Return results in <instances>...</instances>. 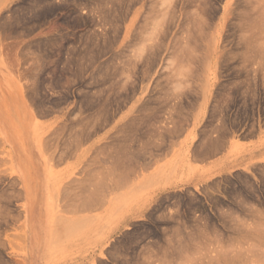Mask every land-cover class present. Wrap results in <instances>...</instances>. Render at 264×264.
I'll return each instance as SVG.
<instances>
[{
    "label": "rangeland",
    "instance_id": "rangeland-1",
    "mask_svg": "<svg viewBox=\"0 0 264 264\" xmlns=\"http://www.w3.org/2000/svg\"><path fill=\"white\" fill-rule=\"evenodd\" d=\"M127 95L202 101L186 105L192 119L176 120L192 129V161L223 124L225 142L241 138L264 115V0H0V98L8 108L0 112V264H264V164L182 189L141 219L122 215L120 199L106 217L64 214L62 201L55 215L57 152L82 113L115 116ZM180 106L161 104L165 117ZM16 132L31 164L41 163L49 198L34 260L26 200L7 201L22 193L11 171ZM50 227L58 231L52 247Z\"/></svg>",
    "mask_w": 264,
    "mask_h": 264
},
{
    "label": "crops",
    "instance_id": "crops-1",
    "mask_svg": "<svg viewBox=\"0 0 264 264\" xmlns=\"http://www.w3.org/2000/svg\"><path fill=\"white\" fill-rule=\"evenodd\" d=\"M136 66H138V65H136ZM134 67L135 66H133L132 69H134ZM139 67H140L139 70H141L143 73H146L149 71L148 66L146 67L144 65L142 67L141 66H139ZM126 70H129L128 67ZM143 76L144 75H142V77ZM126 98H127V100L130 99L129 101H126V103H127L126 108L120 110L119 112H116L115 116H113V113L109 112V111L84 112V113H82L83 116L81 117V120H83V122H82V124L80 123L81 126H78L77 128L73 127L71 129V131H72L71 136H73L74 133L75 134L78 133V135H81L83 133L82 132L83 130L89 131L92 126H94L95 128L97 127V128L96 129L94 127L91 128L94 130H90V131H92V133H89L90 132L89 131L88 135L86 132V135L84 133L80 137L78 136V138H82V136L85 135L86 137L83 136L85 139L88 137L86 140L84 138H83L84 140L83 139H80V140L77 139V140H79L78 143L80 145L77 144L76 139L75 140L73 139V137L75 136L74 135L71 138V140L69 141L71 143H68V145L71 147V149H70V147L68 146L70 151H68V147H67V145H65V146H62L63 148H62L61 152H60V150L57 152L56 161L62 162L63 165L61 167L57 168V170H55L56 176H55L54 181H53V184L55 185L54 196H55V203H56V213H55L56 216L58 214L59 207H60V204L62 201V203H63L62 206H63L64 210L67 208L65 210L64 214L70 213L72 215H79V216H84V217L88 216V214H89L90 216L93 215V216L106 217V216L111 215L113 199H120L124 202V210L125 211H123L121 213L122 215L128 216V217H133L136 219H141L143 217L151 216V215H154L156 213L159 214V211H156V210H158L161 205H164L163 203L166 200H168L170 198V196H172L176 192L181 191L182 189L191 187L192 185L204 184V183L208 182L209 179L218 178V177L223 176V175L230 173V172H237L240 170H246L249 168H254L257 165L264 164V115L262 118H259L257 116L255 121L249 125L247 132H245L246 134H243L241 138H236V137L235 138L234 137L229 138V137H227L228 139L226 140V142H225V136H224L225 131H224V124H223L222 125V128H223L222 134L218 135L217 138L219 136L221 139L223 138L224 143L221 142V140L220 141L218 140V143L216 142L217 144L214 145L215 148H217V149L219 148V150L221 147L222 151L220 152L219 150H217V149L215 150L214 148H212L214 150V152L217 151L218 153L215 152L216 154L215 153L211 154V156L208 157L209 151L207 150L208 147L206 146V149H204L203 151L202 150L199 151L200 155L201 154L203 155V156L201 155V157L197 155L196 151H194V156L197 155L198 157L195 161H192L193 160L192 159L193 158V156H192V141H191L192 129L190 128V126L188 127L185 124H183V125H181L180 123L177 124L176 120H186V119L190 120V119H192V116L190 115L191 112L187 111L186 105H191V103H202V101L200 99L198 100V98H195L193 100L191 95L182 97L180 101H175V97L171 98V97H160V96H146V97L127 96ZM122 103H124V102H122ZM147 103L149 104V106ZM176 103H178L179 105L183 104V106L179 107V111H175V108H174L173 112L169 111L167 113V117H165V115H166V112L164 111L165 107H161V104H176ZM145 104H147L146 106H148V107H146ZM133 106L135 107V109ZM157 108H158V110H154ZM156 111H157V113L154 114V112H156ZM175 112H177V113H175ZM107 113H108V116H107ZM95 114L97 116H95ZM101 115L102 116L105 115L104 118H106V119L108 118V119L106 121H104L105 119ZM145 116H147V117H145ZM148 117H149V120L151 119L152 121H150L151 126L147 128V126L150 124V123H146V122H149V120L147 119ZM85 119H87V120H85ZM113 119L115 120L114 122L111 121ZM166 119L168 120V122L164 123L163 121ZM89 120H91V121H89ZM132 121L135 122V124ZM93 123L95 125H93ZM125 123H128V125H130L132 123L133 124L128 126ZM96 124L97 125L99 124V125L96 126ZM86 125L89 126L88 127L89 130H87L88 128L86 129ZM137 125H139V126H137ZM144 125H146V129H145V127H143ZM120 126H122V127H120ZM123 126H128L130 128L134 127V128H131V130H129L128 127H125V128H127V131H128V134L126 133V135H127L126 136V135H124L125 133L123 132V131H126V129ZM157 127H159V129ZM174 127H176V128H174ZM80 128H82L81 129L82 131H80ZM143 128L146 130V132ZM252 128H254V130H255L253 135L251 134ZM75 129H76V131L79 130L80 132L78 131L76 133ZM133 129L136 130V131L134 130L135 133L137 132L136 134H138V132H139V134L134 135V133H133L132 135H134V136H128L130 131L133 132L132 131ZM141 129L144 130V133L141 131ZM172 129L176 132L172 133V131H173ZM138 130H140V131H138ZM152 130L155 131V132H153L155 134L157 132L156 135L159 134L158 136H160L159 139L161 141L157 138L158 136H156V137L153 136V134L151 133ZM121 131L124 134H122ZM147 131H149V132H147ZM168 132H170V133H168ZM116 133L121 134L120 136H122V137L116 136L115 135ZM160 133H161V135H160ZM163 133H164V135H162ZM139 135L142 139L140 141V143H139V140H140ZM114 136H116L117 138ZM124 136H125V138H124ZM232 136H233V134H232ZM75 137L77 138V135ZM128 137L129 138L130 137H133V138L138 137L136 139H139V140L136 141V139H134V141L137 142V143H135L133 141V139H132V141H130V139ZM121 138H122V140H121ZM72 139L76 142L77 145L72 144L74 142ZM81 140H83V141H81ZM111 140L113 141L112 142L113 149H111V147H110L111 146ZM119 140H121V141H119ZM80 141H81V143H80ZM116 141H119V143H118L119 147L117 146L118 144L116 143ZM122 141H123V145L121 143ZM159 141L160 142L163 141L162 144ZM129 142H131V143H129ZM158 143H160L161 145L156 147V144L159 145ZM70 144H72L73 146ZM114 144H115V146L118 147L116 150L117 152H114L115 148H116L114 146ZM140 144L141 145L143 144L145 147L141 146ZM148 144L152 145V147L155 144V146H154L155 148L149 147V149L152 148L154 150L149 151V149L147 147ZM105 145H108V146H105ZM216 145H217V147H216ZM103 146L106 148H104ZM124 146L125 147L127 146L126 148L130 149V150H131V146H132L134 150L133 149H132V151L129 150V152L132 155L134 154V156L136 158H138L139 161L143 155H146V157L143 156L144 159L142 158L143 162H144V160L147 161L146 159H147V156L150 154V152H151V154L153 153L154 156L157 153H159V156L157 154V156H155L156 158H154V156L152 157L151 155H149L148 159L150 158V156H151V158H154V161H153V159L151 160L153 162L151 167H149L151 164V162H149V161H147L148 164L143 163L141 165L142 160L139 162L137 159V163H136V161H135L136 158H133L134 156L131 157L129 152L127 151V149L124 148ZM222 146H224L223 149H222ZM44 147H45L44 142L42 140V152L44 153V156L47 160L46 162L48 164H50V162L48 160L49 150L47 149V146H46V148H44ZM99 147H100V150H98ZM108 149H110V151ZM119 149H120V151H119L120 154L118 153ZM122 149L124 152L122 151ZM212 149H211V151H212ZM65 150L68 153V155H66V157H64V156L67 153L66 152H65V154L63 153V151H65ZM111 150H113V151H111ZM205 150H207V151H205ZM60 153L64 154V155L62 156ZM117 153L119 154V156H122L120 158L128 156V158L127 157L123 158V162H125V163L127 160L129 161V159H130L129 156H130L132 159H130L131 162H129V163H132V164H129L127 162V164H129L127 166L123 163L124 167L122 168L123 164H119V165H121V166H119L117 163H115V164L112 163L113 158H112V161L109 160L110 161V163H109V161H107L108 154L109 155L111 154L110 156H114V157L118 158V156H116ZM125 153H128V154L124 155ZM160 153L163 155H161ZM59 154H60V156H62V158L59 156ZM106 154H107V158L104 157ZM160 155H161V157H160ZM59 157L62 160L59 159ZM110 159H111V157H110ZM133 159H135V160H133ZM105 161L108 162V167H107V165L105 167L108 170L104 169V165L106 163ZM133 163L134 164L136 163V166L133 165ZM87 164L89 167L90 166L91 167L89 168L87 166ZM100 164H102L103 166ZM109 164H111L110 165L111 167L109 166ZM93 165H95V166H93ZM116 165H118L120 168ZM132 165L134 167H137L136 169L138 171H140L142 169L141 175H139L140 172H137V170H135L134 167L131 168ZM112 167H118V168L112 169ZM91 169H93V170H91ZM110 169H112V170H110ZM119 169H120V171H119ZM130 169H132V170L134 169L133 171L136 172L135 174H136L137 178H134L135 174L133 176L132 171ZM103 170L105 171V174H104ZM114 170H116L117 172L122 173V174H124L123 172L127 170L129 172V174L127 171L124 175H121L119 173L117 174L114 172ZM129 170L131 171V173ZM109 171H113V173L117 174V175H114L113 173H111L113 175H111V174L110 175L112 177L114 176V178H110L111 176L108 174ZM86 173L89 174V177L86 176ZM92 174H94L96 176L98 181L95 178V176ZM106 174H107L108 179L105 176ZM128 175H129V177H128ZM131 175L133 178L131 177ZM82 176H84V177H82ZM104 176H105V179H107V180L102 179V178H104ZM82 178L85 179L83 182H82V180H83ZM89 178H90V180H88ZM130 178H132V179H130ZM113 179L116 182H113L114 181ZM148 179L150 181L152 180L150 184H149V182H147ZM74 181H75V183H74ZM129 181H130V183L126 184ZM68 182H70V183H68ZM76 182L79 185H76L77 184ZM118 182H120L121 184ZM89 183H91L92 185ZM123 183H125L126 185ZM98 184L100 186V187H98V189L102 188V189H99V191L97 189H95V188H97ZM114 184L116 186H114ZM129 184H131V185L129 186ZM145 184H147V186ZM73 185H75V186H73ZM93 185H95V188L93 187ZM127 185H128V187H127ZM135 185L136 186L140 185V186L136 187ZM79 186H80V188H79ZM70 187H75V189L72 188L73 189L72 191L74 193L71 191ZM104 187H106V188H104ZM120 187H122V188H120ZM84 188H85V190H83ZM86 188H87V191L90 192V194H89V192L86 191ZM90 188H93L94 190L90 189ZM109 188H111L112 190H110ZM66 189L68 192L66 191ZM113 189L114 190L120 189V191L117 194V190L114 191ZM82 190L85 191L84 192L85 194L83 193ZM103 190H104V192H103ZM108 190L111 192L113 191V192L109 193ZM78 191H81L82 194L81 193L79 194ZM106 192H107V195H109V196H105ZM66 193H68V194H66ZM69 193H71L72 195ZM76 194H77V198H75ZM88 196H90V197H88ZM87 197H88V199H87ZM74 200H75V202H74ZM99 202H100V204H99ZM74 203H76V205L78 207L77 209L79 212L77 211L76 205ZM89 203H91V204L89 205ZM85 204H86V206H85ZM78 205L79 206L83 205V206L79 207ZM91 205L94 206V207H92V209L94 208V210L91 209ZM97 205H99V206H97ZM70 207H71V209H70ZM81 207H83L84 209ZM87 207L90 209L88 210ZM73 208H74V210H73ZM86 208H87V210H85ZM81 209H82V211H81Z\"/></svg>",
    "mask_w": 264,
    "mask_h": 264
},
{
    "label": "bare ground",
    "instance_id": "bare-ground-1",
    "mask_svg": "<svg viewBox=\"0 0 264 264\" xmlns=\"http://www.w3.org/2000/svg\"><path fill=\"white\" fill-rule=\"evenodd\" d=\"M79 1H80V0H79ZM102 1H103V0H102ZM92 2H93V1H92ZM104 2H105V1H104ZM77 3H78V2H77ZM97 4H98V3H97ZM97 7H98V6H97ZM111 8H112V7H110V9H111ZM113 8H114V6H113ZM112 11H114V9H113ZM205 11H206V10H205ZM103 12H104V11H103ZM108 12H109V11H108ZM204 21H205V20H204ZM27 30H28V29H27ZM59 37H60V36H59ZM188 39H189V38H188ZM191 39H192V38H191ZM188 41H189V40H188ZM189 42H190V41H189ZM90 43H91V41H90ZM189 45H190V44H189ZM189 45H188V46H189ZM192 46H194V45H192ZM192 46H191V47H192ZM186 47H187V46H186ZM192 49H194V48H192ZM192 49H191L190 51H192ZM158 50H159V49H158ZM187 51H188V50H187ZM193 52H194V51H193ZM187 54H188V53H187ZM150 57H151V56H150ZM156 58H157V57H156ZM120 69H121V68H120ZM106 71H107V70H106ZM107 72H108V71H107ZM109 88H110V87H109ZM91 95H92V94H91ZM118 96H119V95H118ZM127 96H128V95H127ZM127 96H126V97H127ZM253 96H254V95H253ZM121 98H122V96H121ZM255 98H256V97H255ZM125 99H126V98H125ZM126 100H127V99H126ZM103 103H104V102H103ZM97 104H98V102H97ZM147 104H148V103H147ZM147 104H145V106H146ZM6 105H7V104H6V100L3 99V98L1 97V98H0V112H1V113H6V114L8 115V112H7V111H8V108H7ZM103 105H105V104H103ZM106 106H107V104H106ZM143 106H144V105H143ZM148 106H149V104H148ZM148 106H146V107H148ZM152 108H153V107H152ZM154 108H155V107H154ZM150 110H151V109H150ZM154 110H158V108H157V109H154ZM177 110H178V109H177ZM178 111H179V110H178ZM105 113H106V112H105ZM156 113H157V111L154 112V114H156ZM175 113H177V112H175ZM179 113H180V112H179ZM95 116H97V115L95 114ZM95 116H94V117H95ZM101 116H102V115H101ZM107 116H108V113H107ZM176 116H177V115H176ZM102 117L104 118L105 115L102 116ZM145 117H147V116H145ZM7 118H8V117H7ZM89 118H90V117H89ZM95 118H96V117H95ZM95 118H94V119H95ZM97 119H98V118H97ZM104 119H105L104 121H106L108 118H107V119L104 118ZM139 119H140V118H139ZM145 119H146V118H145ZM147 119L149 120V117H148ZM85 120H87V119H85ZM131 120H132V119H131ZM89 121H91V120H89ZM93 121H94V120H93ZM97 121H98V120H97ZM133 121H134V120H133ZM133 121H132V122H133ZM150 121H152V120L150 119L149 122H146V123H150ZM95 123H96V122H95ZM105 123H106V122H105ZM133 123L135 124V122H133ZM133 123H132V124H133ZM221 123H222V122H221ZM240 123H241V122H240ZM81 124H82V123H81ZM125 124L128 125V123H125ZM125 124H124V125H125ZM132 124H130V125H132ZM93 125H95V124L93 123ZM98 125H99V124H98ZM98 125L96 124V126H98ZM130 125H128V126H130ZM146 125H147V124H146ZM146 125L143 126V127H145V129H146ZM91 126H92V125H91ZM128 126H123V127L125 128V127H128ZM137 126H139V125H137ZM150 126H151V123L147 126V128L150 127ZM176 126H177V125H176ZM88 127H89V126L86 125V129H87ZM93 127H94V126H92L91 128H93ZM120 127H122V126H120ZM159 127H160V126H159ZM159 127H157V128L159 129ZM167 127H168V126H167ZM219 127H220V126H219ZM91 128H90V130H94V129H91ZM94 128H95V127H94ZM96 128H97V127H96ZM96 128H95V129H96ZM124 128H123V129H124ZM128 128H129V130H131V128H134V127H131V128L128 127ZM155 128H156V127H155ZM174 128H176V127H174ZM220 128H221V127H220ZM81 129H82V128H80V131H82ZM84 129H85V128H84ZM125 129H126V131H127V128H125ZM125 129H124V130H125ZM143 129H144V128H143ZM145 129H144V130H145ZM177 129H178V128H177ZM222 129H223V128H222ZM87 130H89V128H88ZM90 130H89V131H90ZM134 130H135V129L132 130L133 132L130 131L131 133L129 132V135H128V136H134V135L137 133V132L135 133ZM144 130L141 129V131H142L143 133H144ZM167 130H168V129H167ZM172 130H173V129H172ZM229 130H230V129H229ZM75 131H76V129H75ZM75 131H74V132H75ZM78 131H79V130H78ZM78 131H76V133H77ZM80 131H79V132H80ZM89 131L83 130V131H82V132H83L82 134L85 133V135H86V132H87V135H88L89 133H92V131H90V132H89ZM126 131H123L125 134H124L122 131H121V132H122V134L126 135V133L128 134V131H127V132H126ZM135 131H136V130H135ZM138 131H140V130H138ZM168 131H169V130H168ZM178 131H179V130H178ZM178 131H177V132H178ZM88 132H89V133H88ZM93 132H94V131H93ZM145 132H146V130H145ZM147 132H149V131H147ZM153 132H155V131L152 130V132H151V133L153 134V136L156 137V136L159 135V134L156 135L157 132H156V134L153 133ZM175 132H176V131H174V130L172 131V133H175ZM133 133H134V135H132ZM168 133H170V132H168ZM226 133H227V132H226ZM65 134H66V133H65ZM82 134H81V135H82ZM138 134H139V132H138ZM138 134H136V135H138ZM154 134H155V135H154ZM176 134H177V133H176ZM224 134H225V133H224ZM74 135H75V136L77 135V138H76ZM81 135H78V133H77V134L74 133L73 136H74L75 138L72 136L74 140L76 139L77 144H79L78 142H79L80 139H83L84 137H86L85 135H83L84 137L82 136V138H78V136L80 137ZM115 135H116V136H120L121 134L116 133ZM160 135H161V133H160ZM162 135H164V133H163ZM171 135H172V134H171ZM174 135H175V134H174ZM174 135H173V136H174ZM116 136H114V137H116ZM126 136H127V135H126ZM224 136H225V135H224ZM16 137H17V138H16ZM72 137H71V138H72ZM120 137H122V136H120ZM149 137H150V136H149ZM168 137H169V136H168ZM87 138H88V137H87ZM87 138H86V139H87ZM116 138H117V137H116ZM124 138H125V136H124ZM128 138H129V137H128ZM136 138H138V137H135V138L130 137L129 139H130V141H132V139H133V141H134V139H136ZM139 138H140V140H139V139H136V141L139 140V143H140V141L142 140L141 137H140V135H139ZM157 138L159 139L160 136H158ZM73 139H72V140H73ZM77 139H79V140H77ZM84 139H85V138H84ZM84 139H83V140H84ZM86 139H85V140H86ZM129 139H128V140H129ZM211 139H212V138H211ZM211 139H210V140H211ZM74 140H73V141H74ZM83 140H81V141H83ZM121 140H122V138H121ZM121 140H119V141H121ZM128 140H127V141H128ZM159 140H160V139H159ZM210 140H209V141H210ZM218 140H219V141L221 140V142H223L224 139H223V138L221 139L220 136L217 138V136H216V139L213 138V140H211V141L209 142V144H207L208 146L205 145V144H203V145H204L203 148L206 149L205 146H207V147H209V150H211L212 148H214V149L216 150L217 148H215L214 145L218 143ZM11 141H12V143H13V147H14V149H15V153H14V156H13V159H14L13 170H12L11 168H10V169H11V171H14V172H16V173L19 175L20 181H21V183H22V193H21V191H20V193L18 192L19 194L16 193L17 195L14 193V194H15L14 196H10V194H9V195L6 194L7 196L10 197V198L7 197V201H8V199H9V202H11V201H10L11 198H15V197H16V198H17V197H18V198H22V197H24L25 200H26V203L24 204V208H25V212H26V229H27V232H28V239H30V243L28 242V246H29V249H28V250H29V255H30V257H31V260H34V257H35V253H34L35 251H34V249H36V248L40 249V248H41V244H42V243H41V241H42V231H41V229H40V224H41V219H43V218H42V214H43V209H42V207L44 206V203H45V195L47 194V193L44 194V188H45V187H44V179H45V175H44V172H43V168H41V163L39 164V161H38L37 158H36V160L38 161V164H37L36 166H33V165L31 164V162H32V161H31V159H32L31 152H30L29 150L26 149V143L24 144V143L20 140V136L18 135V132H16L15 138L13 137ZM73 141H72V142H73ZM81 141H80V143H81ZM119 141H116V143L118 144ZM160 141H161V140H160ZM160 141H159V142H160ZM212 141H214V142H212ZM46 142H47V141H46ZM112 142H113V141L111 140V146H110L111 149H113ZM134 142H135V141H134ZM142 142H143V141H142ZM162 142H163V141H162ZM162 142H160V143L162 144ZM216 142H217V143H216ZM21 143H22V144H21ZM68 143H71V142H69V140H68ZM121 143H122V145H123V141H122ZM129 143H131V142H129ZM135 143H137V142H135ZM160 143H158L159 145L156 144V147L160 146V145H161ZM164 143H165V142H164ZM210 143H211V144H210ZM223 143H224V142H223ZM66 144H67V143H65V145H66ZM72 144L74 145V144H76V142L74 141ZM72 144H70V145H72ZM77 144H76V145H77ZM117 144H116V145H117ZM143 144H144V143H143ZM143 144H142V145L140 144V145L143 146V147H145ZM146 144H147V143H146ZM73 145H72V146H73ZM79 145H80V144H79ZM126 145H127V144H126ZM149 145H150V144H148V146H147L148 149H149V147H152V145H150V146H149ZM41 146H42V145H41ZM68 146H69V145L67 144V147H68ZM105 146H108V145H105ZM114 146H115V144H114ZM117 146L119 147V144H118ZM117 146H115L116 148H115V151H114V152H117V151H116L117 148H118ZM132 146H133V145H132ZM132 146H131V150H130V149H127V148H126L127 146H126V147L124 146V148L127 149V151L129 152V150L132 151V149H133ZM154 146H155V144H154ZM154 146H153V147H154ZM212 146H213V147H212ZM218 146H219V145H218ZM69 147H70V146H69ZM69 147H68V151H70V150H69ZM103 147H104V146H103ZM153 147H152V148H153ZM163 147H164V146H163ZM211 147H212V148H211ZM216 147H217V145H216ZM104 148H106V147H104ZM124 148H123V149H124ZM152 148H150L149 151L154 150V149H152ZM154 148H155V147H154ZM159 148H160V147H159ZM210 148H211V149H210ZM223 148H224V146H222V149H223ZM70 149H71V147H70ZM123 149H122V151H123ZM146 149H147V148H146ZM195 149H196V148H195ZM199 149H200V148H199ZM98 150H100V147H99ZM108 150L110 151V149H108ZM108 150H107V151H108ZM133 150H134V149H133ZM207 150H208V149H207ZM207 150H205V151H207ZM209 150H208V151H209ZM217 150H219V148H218ZM111 151H113V150H111ZM119 151H120V149L118 150V153L120 154ZM135 151H136V150H135ZM137 151H138V150H137ZM149 151H148V152H149ZM219 151H220V152L222 151V150H221V147H220V150H219ZM65 152L67 153L66 150L63 151L64 154H65ZM123 152H124V151H123ZM125 152H126V151H125ZM212 152H213V149H212L211 153H212ZM215 152L218 153L217 151H215ZM215 152H214V153H215ZM118 153H117V155H116V156H118V158H117V157H114V156H110L111 154H110V155L108 154V159H107V161H109V160L112 161V158H113V162H112V163H114V164L117 163V164L119 165V164H123V163H124V164L127 165V166H128L129 164H132V163H129V162H131L130 159H132L131 157L134 156V154L132 155V154H130V152H129V154H130L131 157L129 156V158H130L129 161H128V160H127V161L125 160V161H126V163H125V162H123V158H126V157L128 158V156L123 157V158H120V157H122V156H119ZM209 153H210V152H209ZM211 153H210V154H211ZM216 153H215V154H216ZM60 154H61V153H60ZM60 154H59V156H60ZM64 154H61V155L63 156ZM72 154H73V153H72ZM97 154H98V153H97ZM114 154H115V153H114ZM127 154H128V153H125L124 155H127ZM157 154H158V156H159V153H157ZM157 154H156L155 156H157ZM160 154H161V153H160ZM212 154H213V153H212ZM66 155H68V153L65 154L64 157H66ZM69 155H70V154H69ZM149 155H151L152 157L154 156V154H153V153L151 154V152H150ZM149 155L147 156V159H146V160L149 161V162H151V164L149 163V164H150L149 167H151V166H152V163H153L151 160L153 159V161H154V158H156V157L154 156V158H151V156H150V158L148 159ZM161 155H163V154H161ZM161 155H160V157H161ZM195 155H196V154H195ZM197 155L201 157L202 154H201V155H200V154H197ZM197 155H196L195 157H198ZM62 156H60V157L62 158ZM109 156L111 157V159H110ZM143 156L146 157V155H143ZM143 156H142V158L144 159ZM192 156H193V154H192ZM60 157H59V159H61ZM104 157L107 158V154H106ZM137 157H138V156H137ZM98 158H99V157H98ZM133 158H136V157L134 156ZM142 158H140V161L142 160ZM158 158H159V157H158ZM102 159H103V158H102ZM137 159H138V158H136V160H135V159H133V160H135L136 163H137ZM61 160H62V159H61ZM105 160H106V159H105ZM155 160H156V159H155ZM158 160H159V159H158ZM37 161H36V162H37ZM138 161H139V159H138ZM140 161H139V162H140ZM147 161L144 160V162H143V160H142L141 165H142L143 163H144V164H145V163L148 164ZM87 162H88V161H87ZM92 162H93V161H92ZM92 162H91V163H92ZM105 162H106V161H105ZM127 162H128L129 164H127ZM91 163H90V164H91ZM106 163H107V164H106ZM106 163H105V165H104V169H106V168H105L106 165H107V167H108V162H106ZM109 163H110V161H109ZM136 163H135V164L133 163V165L136 166ZM90 164H89V165H90ZM124 164L122 165V168L124 167ZM98 165H99V164H98ZM100 165H102V164H100ZM110 165H111V164H109V166H110ZM118 165H116V166H118ZM133 165L131 166V168L134 167ZM87 166H88V164H87ZM93 166H95V165H93ZM102 166H103V165H102ZM119 166H121V165H119ZM119 166H118V167H119ZM144 166H145V165H144ZM147 166H148V165H147ZM88 167H89V166H88ZM88 167H87V168H88ZM90 167H91V166H90ZM90 167H89V168H90ZM110 167H111V166H110ZM118 167H112V169H114V168L117 169ZM125 167H126V166H125ZM83 168H84V167H83ZM87 168H86V169H87ZM119 168H120V167H119ZM134 168H135V170H137V169H136L137 167H134ZM143 168H144V167H143ZM145 168H146V167H145ZM84 169H85V168H84ZM84 169H83V170H84ZM93 169H94V168H93ZM93 169H91V170H93ZM112 169H110V170H112ZM128 169H129V168H128ZM140 169H141V168H140ZM106 170H108V169H106ZM123 170H124V169H123ZM130 170L132 171V175L134 176V174H135L136 172L133 171L134 169H133V170L130 169ZM130 170H129V171H130ZM141 170H142V169H141ZM141 170H140V171L137 170V172H140L139 175H141V173H142ZM95 171H96V170H95ZM103 171H104V170H103ZM119 171H120V169H119ZM126 171H127V170H126ZM126 171H124L123 173L125 174ZM131 171H130V173H131ZM158 171H159V170H158ZM93 172H94V171H93ZM97 172H98V171H97ZM106 172H107V171H106ZM114 172L117 173V174L119 173V172H117L116 170H114ZM121 172H122V171H121ZM127 172H128V171H127ZM50 173H51V172H50ZM50 173H49V174H50ZM84 173H85V172H84ZM90 173H91V172H90ZM111 173H113V171H109V172H108L109 175H110ZM104 174H105V171H104ZM113 174H114V173H113ZM113 174H111V175H113ZM117 174H114V175H117ZM119 174L124 175V174H122V173H119ZM128 174H129V172H128ZM51 175H52V174H51ZM84 175H85V174H84ZM92 175H94V174H92ZM111 175H110V176H111ZM132 175H131V177H132ZM86 176L89 177V174L86 173ZM94 176H95V175H94ZM105 176H106V178H107V174H106ZM105 176H104V178H102V179L107 180L108 178L105 179ZM125 176H126V175H125ZM82 177H84V176H82ZM128 177H129V175H128ZM49 178H51V177H49ZM95 178H96V176H95ZM110 178H114V176H113V177L111 176ZM110 178H109V179H110ZM132 178H133V177H132ZM132 178H130V179H132ZM134 178H137L136 174H135ZM51 179H52V178H51ZM82 179H83V178H82ZM82 179H81V180H82ZM96 179H97V178H96ZM155 179H156V178H155ZM81 180H80V181H81ZM84 180H85V179H83L82 182H83ZM86 180H87V179H86ZM88 180H90V178H89ZM88 180H87V181H88ZM110 180H111V179H110ZM113 180H114V179H113ZM113 180H112V181H113ZM122 180H123V179H122ZM48 181H49V179H48ZM50 181H51V180H50ZM77 181H78V180H77ZM97 181H98V179H97ZM131 181H132V180H131ZM151 181H152V180H151ZM151 181H150L149 179L147 180V182H149V184L151 183ZM90 182H91V181H90ZM92 182H93V181H92ZM113 182H116V181L114 180ZM120 182H121V181H120ZM120 182H118V183H120ZM123 182H124V181H123ZM125 182H126V181H125ZM156 182H157V181H156ZM50 183H52V182H50ZM68 183H70V182H68ZM74 183H75V181H74ZM76 183H77V182H76ZM128 183H130V181L127 182L126 184H128ZM80 184H81V183H80ZM82 184H83V183H82ZM89 184H91V183H89ZM89 184H88V185H89ZM120 184H121V183H120ZM123 184H125V183H123ZM126 184H125V185H126ZM131 184H132V183H131ZM131 184H129V186H130ZM141 184H142V183H141ZM147 184H148V183H147ZM147 184H145V185L147 186ZM216 184H217V183H216ZM216 184H215V185H216ZM50 185L52 186V184H49L48 186H50ZM76 185H79V184L77 183ZM91 185H92V184H91ZM91 185H90V186H91ZM117 185H118V184H117ZM70 186H71V185H70ZM73 186H75V185H73ZM83 186H84V185H83ZM114 186H116V185L114 184ZM135 186H136V185H135ZM139 186H140V185H137L136 187H139ZM93 187L95 188V185H93ZM98 187H100L99 184H98L97 188H95V189H97L98 191H99V189H102V188H99V189H98ZM111 187H112V186H111ZM124 187H125V186H124ZM124 187H123V188H124ZM127 187H128V185H127ZM221 187H222V186H221ZM49 188H50V187H49ZM52 188H53V187H51L50 190H51ZM70 188H71V191L73 190L72 188L75 189V187H70ZM77 188H78V187H77ZM79 188H80V186H79ZM104 188H106V187H104ZM120 188H122V187H120ZM214 188H215V187H213L212 189H214ZM81 189H82V188H81ZM90 189H93V188H90ZM109 189L112 190L111 188H109ZM239 189H240V188H239ZM4 190H5V189H4ZM64 190H65V189H64ZM83 190H85V188H84ZM83 190H82V191H83ZM93 190H94V189H93ZM106 190H107V189H106ZM106 190H105V191H106ZM113 190H114V189H113ZM115 190H117V189H115ZM115 190H114V191H115ZM214 190H215V189H214ZM216 190H217V189H216ZM216 190H215V191H216ZM237 190H238V189H237ZM1 191H2V190H1ZM53 191H54V189L51 190V193H52ZM66 191H67V189H66ZM86 191H87V188H86ZM108 191H109V190H108ZM119 191H120V189L117 190V194L119 193ZM210 191H211V190H210ZM210 191H209L208 194H210ZM233 191H234V190H233ZM3 192H4V191H2V193H3ZM67 192H68V191H67ZM72 192H73V191H72ZM78 192H79V194L81 193V191H78ZM84 192H85V191H83V193H84ZM87 192H89V191H87ZM95 192H96V191H95ZM103 192H104V190H103ZM110 192H111V191H109V193H110ZM112 192H113V191H112ZM112 192H111V193H112ZM154 192H155V191H154ZM235 192H236V191H235ZM73 193H74V192H73ZM92 193H93V192H92ZM109 193H108V194H109ZM211 193H212V191H211ZM216 193H217V192H216ZM4 194H5V193H3V195H4ZM48 194H49V193H48ZM66 194H68V193H66ZM69 194H71V193H69ZM81 194H82V193H81ZM84 194H85V193H84ZM89 194H90V192H89ZM103 194H104V193H103ZM156 194H157V193H156ZM208 194H207V195H208ZM213 194H214V193H213ZM213 194H212V195H213ZM3 195H2V196H3ZM6 195H5V196H6ZM11 195H12V194H11ZM52 195H53V194H52ZM52 195H51V196H52ZM71 195H72V194H71ZM73 195H74V194H73ZM87 195H88V194H87ZM96 195H97V194H96ZM96 195H95V196H96ZM210 195H211V194H210ZM78 196H79V195H78ZM95 196H94V197H95ZM103 196H104V195H103ZM103 196H102V197H103ZM105 196H109V195H107V192H106V195H105ZM105 196H104V197H105ZM84 197H85V196H84ZM84 197H83V198H84ZM88 197H90V196H88ZM88 197H87V199H88ZM98 197H99V196H98ZM18 198H17V199H18ZM75 198H77V194H76V197H75ZM75 198H74V199H75ZM91 198H92V197H91ZM244 198H245V197H244ZM71 199H72V198H71ZM84 199H85V198H84ZM92 199H93V198H92ZM77 200H78V199H77ZM82 200H83V199H82ZM90 200H91V199H90ZM104 200H105V199H104ZM106 200H107V199H106ZM163 200H164V199H163ZM5 201H6V200H5ZM51 201H52V198H51ZM71 201H72V200H71ZM160 201H161V200H160ZM191 201H192V200H191ZM48 202H49V198H47V195H46V203L48 204ZM69 202H70V201H69ZM74 202H75V200H74ZM88 202H89V201H88ZM52 203H53V202H52ZM54 203H55V202H54ZM78 203H79V202H78ZM82 203H83V202H82ZM91 203H92V202H91ZM91 203H89V205H90ZM105 203H106V202H105ZM7 204H8V203H7ZM72 204H73V203H72ZM74 204L76 205V203H74ZM99 204H100V202H99ZM221 205H222V204H221ZM61 206H62V205H61ZM71 206H72V205H71ZM78 206H79V205H78ZM80 206H83V205H80ZM80 206H79V207H80ZM85 206H86V204H85ZM87 206H88V205H87ZM97 206H99V205H97ZM155 206H156V205H155ZM190 206H191V205H190ZM62 207H63V206H62ZM67 207H68V206H67ZM88 207H89V206H88ZM88 207H87V208H88ZM92 207H94V206L91 205V209H92ZM222 207H223V206H222ZM251 207H252V206H251ZM54 208H55V206H53V209H54ZM77 208H78V207H77V205H76V209H77ZM81 208H83V207H81ZM87 208H86L85 210H87ZM100 208H101V207H100ZM232 208H233V207H232ZM256 208H257V207H256ZM66 209H67V208H66ZM66 209H65V210H66ZM70 209H71V207H70ZM83 209H84V208H83ZM89 209H90V208H88V210H89ZM116 209H118V208H116ZM153 209H154V208H153ZM235 209L237 210V208H235ZM68 210H69V209H68ZM73 210H74V208H73ZM92 210H94V208H93ZM238 210H239V209H238ZM77 211H78V209H77ZM81 211H82V209H81ZM224 211H225V209H224ZM74 212H75V211H74ZM74 212H73V213H74ZM78 212H79V211H78ZM85 212H86V211H85ZM144 212H145V211H144ZM221 212H223V210H222ZM221 212H220V213H221ZM227 212L229 213V211H227ZM234 212H235V211H234ZM204 213H205V212H204ZM206 213H207V212H206ZM235 213H236V212H235ZM52 214H53V213H52ZM87 214H88V213H87ZM90 214H91V213H90ZM176 214H177V213H176ZM178 214L180 215V213H178ZM178 214H177V215H178ZM229 214H231V213H229ZM148 215H149V214H148ZM179 215H178V216H179ZM181 215H182V213H181ZM184 215H185V214H184ZM226 215H227V214H226ZM239 215H240V214H239ZM59 216H60V215H59ZM89 216H90V215L88 214V217H89ZM92 216H93V215H92ZM92 216H91V217H92ZM209 216H210V215H209ZM228 216H229V215H228ZM237 216H238V213H237ZM135 217H136V216H135ZM229 217H230V216H229ZM241 217H242V216H241ZM82 218H84V217H82ZM239 218H240V217H239ZM65 219H66V218H65ZM78 219H79V218H78ZM78 219H77V220H78ZM230 219H231V217H230ZM71 220H72V219H71ZM75 220H76V219H75ZM75 220H73V222H72V221H71V222L74 223ZM77 220H76V222H77ZM86 220H88V219L86 218L85 221H86ZM90 220H91V219H90ZM231 220H233V219H231ZM239 220H241V219H239ZM253 220H254V218H253ZM51 221H52V218H51ZM241 221L244 222L243 220H241ZM241 221H240V224L242 223ZM67 222H68V221H67ZM71 222H70V219H69V222H68V223H71ZM81 222H82V221H81ZM237 222H238V221H237ZM254 222H255V221H254ZM68 223H67V224H68ZM72 223H71V224H72ZM183 223H184V221H183ZM246 223H247V222H246ZM42 224H43V223H42ZM52 224H53V222H52ZM186 224H187V223H186ZM206 224H207V222H206ZM249 224H251V222H250ZM249 224H248V225H249ZM259 224H260V223H258V225H259ZM183 225H184V224H183ZM245 225H246V224H245ZM251 225H252V224H251ZM251 225H250V226H251ZM79 226H80V225H79ZM175 226H176V225H175ZM177 226H178V225H177ZM246 226H247V225H246ZM250 226H249V228H250ZM68 227H69V226H68ZM182 227H185V228H186L185 225L182 226ZM204 227H205V226H204ZM51 228H52V227H50V231H49V235H50L51 238H48L49 240H50V239L52 240V236H53V237H54V236H58V235H57V234H58V231L56 230V228H55V227L52 228V229H55V230H56V233H55V230L52 231ZM63 228H67V227L64 226ZM71 228H72L71 230L74 229L73 227H71ZM244 228H245V227H244ZM244 228H243V229H244ZM251 228H253V227H251ZM251 228H250V230H251ZM183 229H184V228H183ZM206 229H207V228H206ZM255 229H256V228H255ZM255 229H254V230H255ZM154 230H155V229H154ZM184 230H185V229H184ZM246 230H247V227H246ZM248 230H249V229H248ZM248 230H247V231H248ZM254 230H253V231H254ZM150 231H151V230H150ZM177 231H178V230H177ZM257 231H259V230L257 229ZM257 231H254V232H257ZM66 232H67V231H66ZM153 232H154V231H153ZM172 232H173V231H172ZM172 232H171V234H173ZM188 232H190V231H188ZM188 232L186 233L187 235H189ZM205 232H206V233H207V232L209 233L210 231H205ZM254 232H252V234H253ZM183 233H184V232H183ZM196 233H197V232H196ZM237 233H238V232H237ZM247 233H248V232H247ZM54 234H56V235H54ZM168 234H169V232H168ZM174 234H175V233H174ZM174 234H173V235H174ZM180 234H181V233H180ZM184 234H185V233H184ZM204 234H205V233H204ZM49 235H48V236H49ZM65 235H67V234H65ZM65 235H64V236H65ZM173 235H172V236H173ZM176 235H178V233H177ZM181 235H182V234H181ZM241 235H242V234H241ZM84 236H86V235H84ZM166 236L168 237V235H166ZM189 236H190V239H191L192 236H191V235H189ZM189 236H188V237H189ZM194 236H195V235H194ZM196 236H197V235H196ZM181 237H182V236H181ZM250 237H251V236H250ZM259 237H260V235H259ZM83 238H84V237H83ZM169 238H170V237H169ZM48 239H47V241H48ZM55 239H56V238H55ZM192 239H193V237H192ZM241 239H242V238H241ZM257 239H259V238H257ZM51 240L49 241L50 243H51ZM210 240H211V239H210ZM239 240H240V239H239ZM262 240H263V239H262ZM136 241H137V240H136ZM168 241H169V240H168ZM170 241H171V240H170ZM244 241H245V240H244ZM244 241L242 240L241 242H244ZM54 242H55V240L53 239L52 243H51L49 246H51L52 244L54 245V244L56 243V242H55V243H54ZM258 243H259V242H258ZM53 245H52V246H53ZM241 245H242V244H241ZM244 245H245V244H244ZM244 245H243V246H244ZM255 245H256V244H255ZM49 246H48V247H49ZM52 246H51V247H52ZM239 246H240V245H239ZM239 246H238V248H241V246H240V247H239ZM263 246H264V245H263ZM67 247H68V246H67ZM251 247H252V246H251ZM49 248H50V247H49ZM49 248H48V249H49ZM53 248H54V247H53ZM173 248H175V247L172 246V249H173ZM242 248H246V247H242ZM253 248H254V247H253ZM256 248H257V247H256ZM262 248L264 249V247H262ZM50 249H51V248H50ZM50 249H49V250H50ZM185 249H186V248H185ZM263 249H262V251H261V250H258V252L261 251L260 253H263L262 255H264ZM52 250H53V249H52ZM52 250H50V251H52ZM164 250H165V248H164ZM252 250H253V249H252ZM252 250H251V251H252ZM50 251H49V252H50ZM174 252H175V251H174ZM171 253H173V251H172ZM241 253H242V252H241ZM241 253H240V254H241ZM243 253H244V252H243ZM245 253H246V252H245ZM260 253H259V254H260ZM49 254H50V253H49ZM51 254H53V252H51ZM51 254H50V255H51ZM248 255H249V254H248ZM236 256H237V255H236ZM244 256H247V255H244ZM251 256H252V254H250L249 257H251ZM241 257H242V256H241ZM237 258H238V257H237ZM247 258H248V256H247ZM247 258H246V259H247ZM253 258H254V257H253ZM256 259H257V261H256V260H253V262H251V263L253 264L254 261H255V262H258V261H259L258 258H256ZM244 260H245V258H244ZM244 260H243V261H244ZM224 261H225V260H224ZM232 261H233V260H232V258H231L230 262H232ZM241 261H242V260H241ZM243 261H242V264H243ZM226 262H227V261H226ZM32 263H33V262H32ZM221 264H222V262H221ZM224 264H225V263H224ZM230 264H231V263H230ZM237 264H238V263H237ZM259 264H260V263H259Z\"/></svg>",
    "mask_w": 264,
    "mask_h": 264
}]
</instances>
